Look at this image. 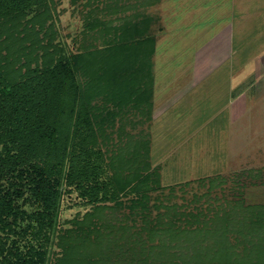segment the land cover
Listing matches in <instances>:
<instances>
[{"label":"trees","instance_id":"obj_1","mask_svg":"<svg viewBox=\"0 0 264 264\" xmlns=\"http://www.w3.org/2000/svg\"><path fill=\"white\" fill-rule=\"evenodd\" d=\"M118 1L110 17L135 7ZM98 5L84 3L94 42L71 51L55 0H0V264H264V203L220 174L163 185L150 140L127 132L130 110L152 118L158 18L107 25ZM67 196L89 209L63 229Z\"/></svg>","mask_w":264,"mask_h":264},{"label":"rangeland","instance_id":"obj_2","mask_svg":"<svg viewBox=\"0 0 264 264\" xmlns=\"http://www.w3.org/2000/svg\"><path fill=\"white\" fill-rule=\"evenodd\" d=\"M110 1L111 0H99L98 5L100 13L97 15H99L103 21H107V25L120 26L125 19H131L132 15L137 12V20L140 22L147 17L158 18L151 30V33L157 39V50L154 57V93L156 85L158 92H160V90L163 92L164 88L167 86L179 84L182 81L187 82V78H192L197 72L202 74L206 71L205 74H209L211 68L205 70L206 65H208L211 58L216 55L219 47L223 48L226 44V35L216 28L219 26L221 14L223 12L226 14L228 13L227 11H232L229 7V0H157L153 4H149V2L153 0H119L117 5L118 10L120 7L126 5H135V7L121 10L117 15L111 17L108 15V9H104L108 7L107 3H110ZM85 2L86 0H81L78 4L74 5L71 0H55L56 11L54 18L60 32V39L64 43L66 42L71 51H77L79 45L87 46L94 42L93 38L86 37L83 34L84 15L87 10L86 7H84ZM111 2L110 4H114L115 0ZM241 2L242 0H238L237 4ZM250 10L251 9H245L246 12H243L239 17L242 16V20L244 17V28L247 27L246 29L248 31H245L243 34V41L245 43L244 48H252L251 51L253 52L256 48L254 47L256 40L254 42L253 40L256 38L259 42L264 38V13L263 15L257 14L256 16L252 14ZM256 20L259 26L254 22ZM241 29L242 26L240 30ZM241 35L242 34L233 36L234 44H239L238 38H240ZM99 42L100 40L95 41V43ZM235 47V51L232 52L231 58L234 59L235 63L233 67L234 74L237 73L238 77L242 76L247 80H245L243 97L242 99L238 98V117L234 119L232 124L233 131L235 129H237V131L236 135L234 134L236 138L233 136L234 139L233 142H231L233 156L228 160L230 169L220 175H225L229 179L230 177L233 179L235 178V181L238 180L239 184L244 186L247 203H264V75H262V77L258 75L259 77H254L252 78L253 80L250 76L254 69L257 70V74H260L261 71L264 70V66L261 64L262 60L259 59L255 62L258 66L254 67V63L251 60V57L253 58V53L249 51L251 53L249 57L248 51L244 50L245 61L244 67L241 68L239 66L241 62L239 50L241 47L239 45ZM199 48L200 50L197 53ZM196 53L197 55H195ZM195 60H197L196 63H194ZM236 65L238 67H236ZM196 66L199 67L196 68ZM196 96L197 94L195 93L194 97ZM152 101L153 110L151 120H148V115L143 114V110L140 112L134 109L128 112L123 121L126 123L125 127L127 132L134 135V140H150L151 163L154 166H159V163L166 164L167 161L169 163L173 161L174 158L172 156L174 150H183V144L182 142H176L178 140L172 137L175 135L168 137L170 133V120L165 122V114L160 113L166 106H161L160 103L156 104L155 94ZM172 105L171 103V106L167 108V114L174 109ZM198 116H200V114ZM227 117V113L218 117L216 116L215 119L214 117H210L209 119L214 122L208 125L207 128L197 132L198 134L192 142L193 149L195 150V154L192 155L193 157H202V151L205 149L211 158H213L214 148L217 147V144L218 148L216 149L219 150L218 155L221 156L222 147L226 149L227 146V138L224 133L226 124L224 121L221 122V120H225ZM158 118L160 120V128L156 123ZM121 123L120 118H118L115 132L112 134V139L115 142L118 141L117 130L121 127ZM110 130L111 129H108V133H110ZM218 136L219 138L222 136L221 139L217 140ZM216 149L215 152L217 151ZM159 150L163 153L157 156ZM188 173L189 172L184 171L178 174L177 172L171 173V171L165 169L162 184L170 185L171 183H175L176 178L172 175L184 176L189 175ZM209 173L210 172L204 171L203 169L199 170L194 174L195 178L192 180L198 179L199 175H206ZM191 174L192 173H190V175ZM186 181L190 180L186 179ZM235 181H233L234 184H236ZM183 182L185 181H181L180 183ZM229 184L232 185L231 182ZM193 186L194 188L189 190V192L196 189L199 190L198 184H193ZM186 195L192 196L191 193H186ZM77 202L78 200L74 196H67L64 198L63 210L60 218V226L63 229L70 226L67 225L65 221L72 219L78 213L83 214L89 209L81 206ZM180 202H183V200L180 199ZM129 206L130 204L127 203L120 211L118 210L119 215H129L130 211H132ZM54 249L53 254L59 252L60 248L55 246ZM182 256H184V254H152L149 257V262L154 264L181 263ZM192 257L191 254V257L188 258L189 264L193 262L191 260ZM52 258H54V256Z\"/></svg>","mask_w":264,"mask_h":264},{"label":"crops","instance_id":"obj_3","mask_svg":"<svg viewBox=\"0 0 264 264\" xmlns=\"http://www.w3.org/2000/svg\"><path fill=\"white\" fill-rule=\"evenodd\" d=\"M237 2L238 0H229V7L232 11H227L228 13L226 14L223 12L221 14V20L219 22V26L216 29L226 35V44L225 46H223V48L219 47L216 55L213 56L211 58V61L208 62V65H206L205 70L207 68H211L210 73L205 74V71V73L203 72L202 74H199V72H197L192 76V78H187V82L182 81L179 84L167 86L164 88L163 92H161V90L160 92H158L156 85L154 93L155 102L156 104L160 103L161 106H166L163 109L161 108L162 111L160 113L165 114V122H168L170 120V133L168 137L175 135L172 137L178 140L176 142H182L183 144V150H174V154L172 156L174 158L173 161H171L170 163L167 161L166 164L159 163L162 169V178L165 169L171 171V173L177 172V174L183 171L189 172V175L184 176L172 175L174 178H176L175 183L186 181V179H194V174L202 169L210 173L206 175H199V178L213 176L216 174H223L230 169L228 160L233 156V150H231V142H233V139L236 138L234 134L236 135L237 131V129L235 128V130L233 131L232 124L234 122V119L238 117V98L242 99L245 80H247L242 76L238 77L237 73L234 74L233 67L235 66V63L234 59L231 58L232 52L235 51V46L239 45L241 47V49L239 50L241 56V62L239 66L241 68L244 67L245 61L244 50L248 51L249 57L251 56V53H253V58L251 57V60L254 63V67L258 66L255 64V62H257L256 60L259 59L262 60L261 64L262 66H264V38L259 42L256 38L253 40V42L256 40L254 45V47L256 48L253 50V52L251 51L252 48H244L245 43L243 41V34L245 31H247V27L244 28V17L243 20L241 18L242 16L239 17V15H242L243 12H246L245 9H251V13L256 16L257 14L263 15L264 0H242V2L238 4ZM237 20L240 21L241 24ZM254 22H256L259 26L257 20ZM241 26L242 29L240 30ZM240 34L242 35L240 38H238L239 44H234L233 36H237ZM199 50L200 48L197 50V53ZM249 51H251V53ZM197 53L195 55H197ZM196 62L197 60H195L194 63ZM198 67L199 66H196V68ZM236 67L238 66L236 65ZM258 75L262 77V75H264V70L261 71L260 74H257V70L254 69L250 76L252 79L254 77H257ZM195 93L197 94L196 97H194ZM171 103L173 104L172 108L174 109L172 111L169 110L170 113L167 114V108L171 106ZM224 113L228 114V117L225 120H221V122L224 121V123L226 124V129H224V133L227 138L226 149L222 147L221 156L218 155L219 150L216 149L218 148L217 144V147L214 148L213 152L214 159L211 158V156L205 151V149L202 151V157H193L192 155L195 154V150L193 149L192 142L197 136V132H199L201 129L207 128L208 125L214 122L209 119L210 117H214L215 119L216 116L218 117ZM199 114L200 116H198ZM156 123L159 127V118L157 119ZM213 135L217 136L216 134ZM221 137L219 138L218 136L217 140L221 139ZM215 149L217 150L216 152ZM161 153L163 152L159 150L157 156ZM190 173L192 174L190 175Z\"/></svg>","mask_w":264,"mask_h":264}]
</instances>
